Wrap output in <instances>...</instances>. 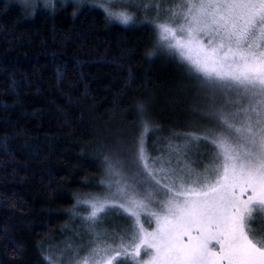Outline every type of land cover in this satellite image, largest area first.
I'll use <instances>...</instances> for the list:
<instances>
[{"label":"trees","instance_id":"1","mask_svg":"<svg viewBox=\"0 0 264 264\" xmlns=\"http://www.w3.org/2000/svg\"><path fill=\"white\" fill-rule=\"evenodd\" d=\"M157 44L152 22L122 25L89 5L31 12L0 0V264H49L76 199L103 191L109 149L134 148L138 105L153 129L147 142L185 144L193 131L174 125L172 107L188 105L196 82Z\"/></svg>","mask_w":264,"mask_h":264},{"label":"snow or ice","instance_id":"2","mask_svg":"<svg viewBox=\"0 0 264 264\" xmlns=\"http://www.w3.org/2000/svg\"><path fill=\"white\" fill-rule=\"evenodd\" d=\"M143 7L159 15L162 4ZM104 10L135 24L132 12ZM167 11L168 21L152 22L157 49L179 56L198 81L208 126L185 133L182 146L169 143L167 158H153L151 121L138 105L136 171L105 157V195L77 201L95 241L69 264H264V0H180ZM193 144L201 155L211 149L202 172L181 164ZM109 212L129 222L111 242L96 231ZM67 247L79 257V248Z\"/></svg>","mask_w":264,"mask_h":264},{"label":"rangeland","instance_id":"3","mask_svg":"<svg viewBox=\"0 0 264 264\" xmlns=\"http://www.w3.org/2000/svg\"><path fill=\"white\" fill-rule=\"evenodd\" d=\"M14 4L21 6L25 10L34 11L37 7H41L43 9L52 10L56 2L60 4H72L77 9H80L84 5L94 6L101 9L106 15L105 7L109 8L110 11L114 13H119L121 11H129L134 13V19L136 23L147 24L149 22H166L169 19V12L167 9L169 7L174 6L179 3L180 0H159L161 2L162 7L157 15L155 9L149 8L145 9L143 5L145 4H153L157 2V0H10ZM152 11L151 15L147 12ZM151 16V17H148ZM108 17V16H107ZM149 18H152L151 20ZM159 19V20H157ZM112 21H117L115 19H111ZM158 38V34H157ZM171 55V54H170ZM180 63L179 56H174ZM182 64V63H181ZM184 70L189 76L188 67L185 64ZM193 80L196 82L194 85L196 91L191 90V93L188 96L187 106L184 108H175L177 111V116L181 119H178L180 123H174L175 126H179L184 130H192L193 132H203L204 128L208 126V120L204 117L202 113V109L206 106L205 102L201 99V93L198 90V81L196 79L190 78V81ZM188 86V85H187ZM188 87L186 88V91ZM231 99H235V97H231ZM174 103V102H173ZM175 106V105H174ZM181 120L183 123H181ZM184 136V135H183ZM185 141V140H184ZM185 143V142H184ZM183 144H181L182 146ZM148 152L149 154L155 158L159 156H164L167 158L169 153V141L164 139L161 136H157L154 140V143L147 142ZM203 149V147H201ZM132 146L127 147V145H113L109 151L107 152V157L109 160L119 159L124 164V171L129 175L136 171L135 166L132 163ZM195 144L191 146L190 149L187 150V155L182 158L181 164L183 165L184 161H187L189 166L195 169L196 171H203L204 165L209 162V157L204 159L203 155H199ZM189 160L187 157L190 156ZM198 157H195L197 156ZM172 163L176 165V156L173 154ZM107 167V161L103 162V173L102 178H105V170ZM102 186V185H101ZM103 188V186H102ZM103 191H100L96 195L86 194L84 196L78 197L76 199V203L74 208L70 212V216L73 220V225L69 228L64 235L63 239L60 242L52 243L49 247L48 258L51 260V264H69V261H74L77 258H82L87 255L91 246H93V242L95 241V234L89 230L88 223L81 219V217L86 216L87 210L81 206V210L77 211V201L82 198H86L88 196H98L102 197L105 195L104 188ZM115 190V189H113ZM142 219L147 220V217H142ZM129 223L126 222V219L123 216H117L113 212H109L108 219L102 223L97 225L96 231L101 233H106V238L111 242L113 239L112 234L116 233L118 235H123L124 231L128 228ZM154 223L152 227H154ZM145 227H149L147 223H145ZM118 238V236H117ZM71 244L72 249L79 248V257L76 256L75 252L70 250L67 246Z\"/></svg>","mask_w":264,"mask_h":264}]
</instances>
